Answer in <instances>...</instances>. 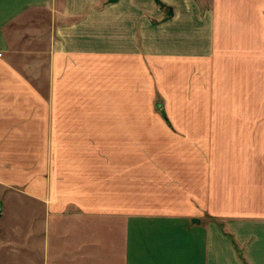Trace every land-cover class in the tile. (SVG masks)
Returning a JSON list of instances; mask_svg holds the SVG:
<instances>
[{"label":"crops","instance_id":"1","mask_svg":"<svg viewBox=\"0 0 264 264\" xmlns=\"http://www.w3.org/2000/svg\"><path fill=\"white\" fill-rule=\"evenodd\" d=\"M123 227L119 264H264V0H0V264Z\"/></svg>","mask_w":264,"mask_h":264},{"label":"rangeland","instance_id":"2","mask_svg":"<svg viewBox=\"0 0 264 264\" xmlns=\"http://www.w3.org/2000/svg\"><path fill=\"white\" fill-rule=\"evenodd\" d=\"M208 2V0H204V4H206ZM162 99L160 98V96L158 95V93H156L155 95V98H154V107L152 109H146L144 112L147 113V114H150V115H157V116H160L162 117L163 119H165V121L167 122V126L172 128L171 125H169V122H168V119H167V116H166V113L165 111L162 109ZM161 107V108H160ZM104 224H106L105 228H104V225H101L100 228L97 227L96 229V233L98 235V237L102 239H104V236H106V239L109 238V236H111V232H109L110 230V226L108 225V222H105ZM116 241H117V259L116 261L118 262L117 264H119V261H120V257L122 258L124 256V239H125V234H124V227L121 228V230L119 231L118 228L116 229ZM113 248V246H112ZM110 248H107L106 249V253L107 255H110L112 254L110 252ZM96 261L92 260V263L95 264ZM41 264H50L49 261L47 260H44L42 258V263Z\"/></svg>","mask_w":264,"mask_h":264}]
</instances>
